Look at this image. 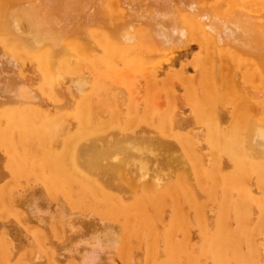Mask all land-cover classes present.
I'll return each mask as SVG.
<instances>
[{"label": "bare ground", "instance_id": "1", "mask_svg": "<svg viewBox=\"0 0 264 264\" xmlns=\"http://www.w3.org/2000/svg\"><path fill=\"white\" fill-rule=\"evenodd\" d=\"M0 174V264H264V0H0Z\"/></svg>", "mask_w": 264, "mask_h": 264}, {"label": "rangeland", "instance_id": "2", "mask_svg": "<svg viewBox=\"0 0 264 264\" xmlns=\"http://www.w3.org/2000/svg\"><path fill=\"white\" fill-rule=\"evenodd\" d=\"M192 51L191 52H196L197 51V48H196V46H194V44L192 43V45H191V48H190ZM181 60H183L182 62H184V63H186L187 64V66H190V60H191V55L190 54H188L187 56H186V58L184 59V58H182ZM191 68L189 67V70H190ZM192 72V70H190L189 71V73H191ZM155 91H157V93H156V95L158 94V92H159V94L157 95L158 97H157V102L160 100L161 101V99H162V101L159 103V104H161V103H163V95L162 96H160V91L157 89V88H154V91L153 92H155ZM180 92H181V90L179 89V88H176V94H175V98H177L178 96H179V94H180ZM1 176H0V184L2 185V184H4L7 180H8V178H7V175L6 174H0ZM4 175H6L5 177H4ZM4 180V181H3ZM3 181V182H2ZM2 182V183H1ZM8 182V181H7ZM0 185V186H1ZM33 185V183L31 184V185H29V186H26L25 184H23V185H19V186H17L16 187V189H15V195H16V197L17 196H19V195H22L23 193H24V190L26 191L27 189L26 188H29L30 186H32ZM23 192V193H22ZM62 204H63V207L65 208V209H67L66 211L67 212H70V208H69V206H68V204H66L65 202H62ZM13 205V204H12ZM19 207V206H18ZM16 207L15 206V208H17V210H19L20 209V212H21V208L22 207ZM166 212V214H168L169 212L168 211H165ZM22 213H23V210H22ZM71 213V212H70ZM167 216V215H166ZM194 222H195V218H194ZM18 224H19V222H18ZM28 224H29V226H31V223L30 222H27V226H28ZM33 224H34V222H33ZM20 225V224H19ZM193 230V231H192ZM195 230V231H194ZM190 231H192V233L190 232V234H192V236H194V238L191 236V238L193 239H191V243H195V239H196V241L198 240V230H197V228H196V226H192L191 227V230ZM44 232V231H43ZM194 232V233H193ZM44 234V236H45V234H46V236H47V233L45 232V233H43ZM194 234V235H193ZM180 234H178V237H180L181 238V235L179 236ZM46 236H45V241L43 242V243H45L46 242ZM48 237V236H47ZM160 241V242H159ZM194 241V242H193ZM158 242H159V245H160V249H162L163 248V245H162V239H160V240H158ZM142 245H144V243L142 244ZM45 246V245H44ZM36 247H37V245H36ZM46 247L48 248V246L46 245ZM55 247V246H54ZM55 248H57V247H55ZM34 250L35 248L34 247H20V249H19V251L17 250V253H15V255H14V257L13 258H10L11 256V254H9V259H10V261H9V259H8V261H7V263H12V262H15L16 261V259L18 258V255L19 254H22L25 250ZM51 249V248H50ZM52 250V249H51ZM58 250V249H57ZM52 251H54V252H56L55 251V249H53ZM32 255V254H31ZM23 256V262H24V264H46V261L44 262V263H40V261H41V259L40 258H37V260L38 259H40V261H37L36 260V257H33L34 258V260L33 259H30L29 257H27V258H25V255H22ZM109 257H111L114 261H116V263L117 264H119L117 261V256H116V254L115 253H113V254H110L109 255ZM202 258H204V256H202L201 257V260H200V262L202 263V264H212V262L208 259V258H204V261H203V259ZM30 259V260H29ZM134 260V263H136V259L135 258H133ZM43 260H44V258H43ZM69 260V261H68ZM71 260V261H70ZM106 261V259H103L102 261H100L102 264H110L109 263V261L107 260V263L105 262ZM34 261V262H33ZM36 261V262H35ZM210 261V262H209ZM41 262H43V261H41ZM77 264V261H76V259L75 258H70V257H67V258H65L63 261H61V262H59V264ZM143 264V263H142Z\"/></svg>", "mask_w": 264, "mask_h": 264}]
</instances>
